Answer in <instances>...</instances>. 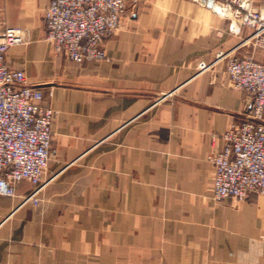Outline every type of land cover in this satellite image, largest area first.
I'll return each mask as SVG.
<instances>
[{"label": "crops", "instance_id": "1", "mask_svg": "<svg viewBox=\"0 0 264 264\" xmlns=\"http://www.w3.org/2000/svg\"><path fill=\"white\" fill-rule=\"evenodd\" d=\"M48 4L0 0L25 37L8 65L56 111L40 205L27 180L0 195V264H264V195L212 190L209 156L251 104L226 71L242 37L208 0H126L110 60L76 63L46 39Z\"/></svg>", "mask_w": 264, "mask_h": 264}, {"label": "built area", "instance_id": "2", "mask_svg": "<svg viewBox=\"0 0 264 264\" xmlns=\"http://www.w3.org/2000/svg\"><path fill=\"white\" fill-rule=\"evenodd\" d=\"M199 1V0H196ZM211 10L227 19L228 31L241 36L239 46L249 55H226V71L234 88L251 96L246 118L223 133L222 147L209 156L214 164L212 190L217 199L264 195V6L254 0H212ZM126 13V0H49L46 39L55 54L83 63L109 61L104 40L117 31ZM25 41L23 29H0V195L15 196L16 184L34 189L23 202L41 203L43 174L52 154V124L56 111L43 106L41 88L29 83L23 69L6 61L10 47ZM211 66L205 61L201 69Z\"/></svg>", "mask_w": 264, "mask_h": 264}, {"label": "water", "instance_id": "3", "mask_svg": "<svg viewBox=\"0 0 264 264\" xmlns=\"http://www.w3.org/2000/svg\"><path fill=\"white\" fill-rule=\"evenodd\" d=\"M208 2H209L210 4H212V0H208Z\"/></svg>", "mask_w": 264, "mask_h": 264}, {"label": "rangeland", "instance_id": "4", "mask_svg": "<svg viewBox=\"0 0 264 264\" xmlns=\"http://www.w3.org/2000/svg\"><path fill=\"white\" fill-rule=\"evenodd\" d=\"M256 5L261 6L262 4H256ZM263 6H264V4H263Z\"/></svg>", "mask_w": 264, "mask_h": 264}]
</instances>
